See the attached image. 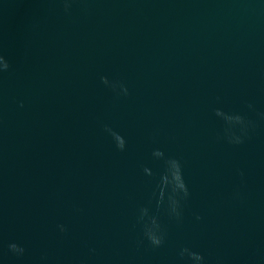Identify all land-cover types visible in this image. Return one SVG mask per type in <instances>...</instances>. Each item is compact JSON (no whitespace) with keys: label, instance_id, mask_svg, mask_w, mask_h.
Returning <instances> with one entry per match:
<instances>
[{"label":"water","instance_id":"1","mask_svg":"<svg viewBox=\"0 0 264 264\" xmlns=\"http://www.w3.org/2000/svg\"><path fill=\"white\" fill-rule=\"evenodd\" d=\"M0 55V264H264V0H0Z\"/></svg>","mask_w":264,"mask_h":264},{"label":"clouds","instance_id":"2","mask_svg":"<svg viewBox=\"0 0 264 264\" xmlns=\"http://www.w3.org/2000/svg\"><path fill=\"white\" fill-rule=\"evenodd\" d=\"M65 11L68 10L71 0H63ZM10 64L8 60L5 59L3 55H0V73L8 71ZM103 83L108 84L106 77L101 78ZM113 89L116 88V85H112ZM124 94H127V88H123ZM251 107V105H249ZM222 112L217 110V115H220ZM224 114V113H223ZM228 117L225 119L230 125L239 124L242 126L241 131L244 135L247 134V127L250 122L245 121L242 116L239 115H225ZM112 135L117 149L123 151L126 147L125 139L117 132L107 129ZM228 139L230 143L242 144L244 141L242 137L235 136L229 130ZM153 156L157 158H163L164 153L160 150H155ZM144 172L147 175H152V172L148 168H144ZM242 175V173H241ZM190 195L188 186L183 178L182 164L179 159L176 158H167L165 160V171L160 177L159 183V194L157 198V207H160L165 204L166 200V210L169 217L180 221L182 219V202L186 201ZM198 220L201 217H196ZM139 220L143 222V234L144 237L148 240L150 245L153 248H159L164 244L165 241V232L156 216H149L148 208L140 209ZM60 231L65 232L66 229L63 225H60ZM9 250L17 255L22 256L25 252V249L22 246L17 245L16 243L9 244ZM181 258L187 257V259L193 264H204V256L201 253L195 252L188 247H184L180 250L179 253Z\"/></svg>","mask_w":264,"mask_h":264}]
</instances>
